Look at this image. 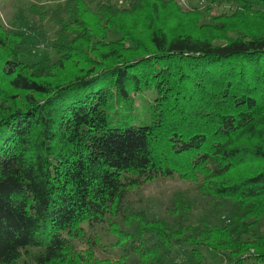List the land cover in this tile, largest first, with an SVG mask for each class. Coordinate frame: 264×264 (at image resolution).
<instances>
[{
  "label": "trees",
  "instance_id": "16d2710c",
  "mask_svg": "<svg viewBox=\"0 0 264 264\" xmlns=\"http://www.w3.org/2000/svg\"><path fill=\"white\" fill-rule=\"evenodd\" d=\"M78 2L54 62L24 61L26 32L0 23V264H167L177 246L264 263V0ZM215 4L233 11L204 21ZM176 174L232 200L228 219L188 223L177 196L174 227L128 202Z\"/></svg>",
  "mask_w": 264,
  "mask_h": 264
},
{
  "label": "rangeland",
  "instance_id": "374dc122",
  "mask_svg": "<svg viewBox=\"0 0 264 264\" xmlns=\"http://www.w3.org/2000/svg\"><path fill=\"white\" fill-rule=\"evenodd\" d=\"M69 4L78 6V0H0V23L6 28L14 30L22 29L26 32L25 41L22 47H27L23 52L22 59L27 63L33 64L44 62L48 59L54 62L59 54L57 50L49 43L50 40L68 41L75 28H82V21L73 23L70 13L66 9ZM97 1L86 0L91 8H96ZM109 3H115L119 6H128L135 0H102ZM182 6L192 7L193 5L204 6L205 0H176ZM77 2V4H76ZM233 7L231 4H215L211 11L203 17L208 22L214 15L222 12L231 14ZM76 17L82 18V13L78 10ZM65 23V24H64ZM67 28H70L69 30ZM47 37H45V36ZM118 34L110 33L109 37H117ZM49 38V39H48ZM31 49V54L29 53ZM147 99L142 95L136 94L135 105L140 103L147 104L152 100L154 91H147ZM138 111L145 114L148 111L147 106L139 107ZM198 183L191 179H185L179 175L159 176L153 180L144 183L140 187L133 188L127 195L128 202H132L138 209L145 210L152 216L164 218L170 225L176 227L179 218L170 211L174 205L176 197L185 198L190 202L191 211L185 212L184 217L188 223H197L202 219L211 220V222H224L228 219L229 210L233 208L232 200H221L210 197L200 192L197 188ZM172 212V213H171ZM105 226V225H104ZM104 226L98 229L103 237L104 243L114 241L115 237L104 229ZM258 231L264 233V218L262 219ZM78 246H85L81 239L74 241ZM205 257L199 261L186 247L177 246L174 253L169 257L167 264H228L225 258L215 253L208 247L203 248ZM101 255L110 258H116L120 254V249L107 246V249L100 251ZM128 264H139L137 256L131 255L128 258ZM242 264H264L261 261H245Z\"/></svg>",
  "mask_w": 264,
  "mask_h": 264
}]
</instances>
